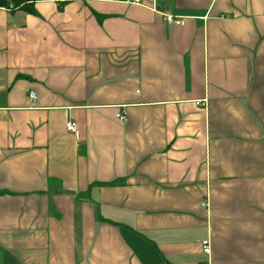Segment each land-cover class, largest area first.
<instances>
[{
  "label": "crops",
  "instance_id": "1",
  "mask_svg": "<svg viewBox=\"0 0 264 264\" xmlns=\"http://www.w3.org/2000/svg\"><path fill=\"white\" fill-rule=\"evenodd\" d=\"M33 8L0 6V264H264V0Z\"/></svg>",
  "mask_w": 264,
  "mask_h": 264
},
{
  "label": "built area",
  "instance_id": "2",
  "mask_svg": "<svg viewBox=\"0 0 264 264\" xmlns=\"http://www.w3.org/2000/svg\"><path fill=\"white\" fill-rule=\"evenodd\" d=\"M135 2H140V0H133ZM164 19L167 23H172V24H176V25H182L183 24V20L182 18L180 17H176V16H173L171 14H165L164 15ZM30 96L32 99L35 98V94L33 92H30ZM197 103L199 105H204V101L203 100H200V101H197ZM117 116L120 118V119H125L124 115L121 114V113H118ZM65 127H66V130L69 131V132H73L75 133L77 131V123L76 121H74L73 119H68L66 124H65ZM206 203H202V205H205ZM202 243V248H203V251L207 254H210L211 252V246H210V241L209 239H203L201 241Z\"/></svg>",
  "mask_w": 264,
  "mask_h": 264
},
{
  "label": "trees",
  "instance_id": "3",
  "mask_svg": "<svg viewBox=\"0 0 264 264\" xmlns=\"http://www.w3.org/2000/svg\"><path fill=\"white\" fill-rule=\"evenodd\" d=\"M37 0H0V6L8 7L12 6V8H20L27 12H33L34 2Z\"/></svg>",
  "mask_w": 264,
  "mask_h": 264
}]
</instances>
